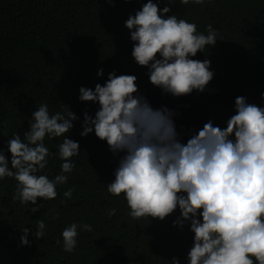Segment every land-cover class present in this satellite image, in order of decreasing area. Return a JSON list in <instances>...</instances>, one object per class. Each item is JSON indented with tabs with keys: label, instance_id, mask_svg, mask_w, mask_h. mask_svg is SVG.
Here are the masks:
<instances>
[{
	"label": "trees",
	"instance_id": "1",
	"mask_svg": "<svg viewBox=\"0 0 264 264\" xmlns=\"http://www.w3.org/2000/svg\"><path fill=\"white\" fill-rule=\"evenodd\" d=\"M153 2L161 9L170 7L169 15L195 23L199 32L207 34L209 24L219 32L215 46L194 57L210 60L214 72L203 93L179 98L163 94L150 83L148 69L134 61L125 22L147 0H0V151L10 162L8 140L13 134L24 138L41 103L48 104L50 113L67 106L78 117L67 138L80 145L68 182L57 186L55 200L38 198L43 207L36 213L30 212L34 205L14 200V179L0 180V254L8 264H171L173 257L187 264L193 234L190 225L183 230L173 227L179 209L163 221L134 220L122 196L107 192L123 153L114 155L94 132L80 135L84 113L94 117L99 106L81 102L79 89L94 90L112 72L135 75L139 93L153 108L163 106L176 113L181 142L186 143L208 121L224 128L235 114L237 97L264 107V0ZM99 69L103 77L97 76ZM62 141V137L46 138L45 145L55 154ZM61 163L58 156H51L41 174L54 178ZM69 188L75 191L66 200L63 193ZM111 208L117 211L109 217ZM39 219L47 225L46 235L36 240ZM73 222L92 225L93 231L79 232L77 247L67 253L61 233ZM24 228L30 230V246H21Z\"/></svg>",
	"mask_w": 264,
	"mask_h": 264
},
{
	"label": "clouds",
	"instance_id": "2",
	"mask_svg": "<svg viewBox=\"0 0 264 264\" xmlns=\"http://www.w3.org/2000/svg\"><path fill=\"white\" fill-rule=\"evenodd\" d=\"M191 2L204 4L206 0ZM170 12V7L161 9L147 0L128 17L125 27L133 42L131 55L137 65L148 69L150 83L163 94L179 98L194 91L203 93L214 72L210 60L194 57L215 46L219 32L211 24L207 34L199 32L195 23ZM103 75L99 69L97 76ZM79 100L99 106L94 117L84 113L80 135L94 132L114 155L123 153L106 190L113 197L122 196L132 219L163 221L179 209L173 227L183 230L190 225L193 234L187 264H264V107L237 97L235 114L226 127L208 121L183 143L176 130V113L163 106L153 108L139 93L135 75L109 73L107 81L97 83L94 90L80 87ZM77 119L67 106L50 113L48 104L41 103L32 113L24 138L13 134L8 140L10 162L0 151V180L17 182L14 200L34 205L31 213L43 207L37 204L38 198L56 199L57 186L66 184L76 167L72 158L80 154V145L67 134ZM61 137L58 152L50 153L45 139ZM53 155L63 163L60 173L50 179L41 173ZM74 191L69 188L63 196L70 200ZM116 211L111 208L107 215L114 216ZM46 227L43 219L37 220L36 240L45 237ZM20 231L21 246H30V230ZM92 231L93 226L86 223L64 227L63 251L72 253L79 232ZM171 264L180 261L173 257Z\"/></svg>",
	"mask_w": 264,
	"mask_h": 264
},
{
	"label": "rangeland",
	"instance_id": "3",
	"mask_svg": "<svg viewBox=\"0 0 264 264\" xmlns=\"http://www.w3.org/2000/svg\"><path fill=\"white\" fill-rule=\"evenodd\" d=\"M0 264H8L6 260L3 257H1V254H0Z\"/></svg>",
	"mask_w": 264,
	"mask_h": 264
}]
</instances>
